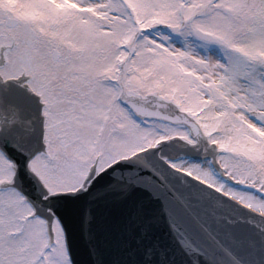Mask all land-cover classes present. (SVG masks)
Listing matches in <instances>:
<instances>
[{"label":"snow or ice","instance_id":"obj_1","mask_svg":"<svg viewBox=\"0 0 264 264\" xmlns=\"http://www.w3.org/2000/svg\"><path fill=\"white\" fill-rule=\"evenodd\" d=\"M161 222L264 253V0H0V264H161L106 250Z\"/></svg>","mask_w":264,"mask_h":264},{"label":"water","instance_id":"obj_2","mask_svg":"<svg viewBox=\"0 0 264 264\" xmlns=\"http://www.w3.org/2000/svg\"><path fill=\"white\" fill-rule=\"evenodd\" d=\"M200 191L199 187L194 188ZM213 199H218V194L212 193ZM187 243V241H185ZM153 246L157 251V258L160 259L161 264H191L189 257L180 247V243L173 233L169 231L168 225L163 222L156 225L152 231L151 238L141 241L137 244L135 239L123 229L120 224H114L107 238V254L109 259L112 257H119L122 259H130L128 253L136 250V258H140L143 248L146 246ZM252 264H261L264 261V253L257 251L251 257Z\"/></svg>","mask_w":264,"mask_h":264}]
</instances>
